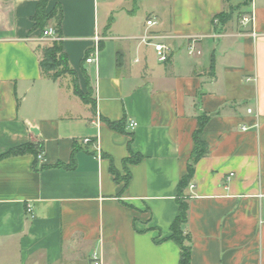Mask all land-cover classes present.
I'll use <instances>...</instances> for the list:
<instances>
[{
  "label": "crops",
  "instance_id": "crops-1",
  "mask_svg": "<svg viewBox=\"0 0 264 264\" xmlns=\"http://www.w3.org/2000/svg\"><path fill=\"white\" fill-rule=\"evenodd\" d=\"M247 1L48 0L92 109L70 75L40 71L38 0H0V154L41 142L44 157L0 159V264H90L93 252L102 264H178L170 227L201 114L208 153L183 190L190 264H264V0ZM228 4L239 8L221 27ZM149 15L170 36L165 63L139 40ZM96 31L97 62L86 63Z\"/></svg>",
  "mask_w": 264,
  "mask_h": 264
},
{
  "label": "trees",
  "instance_id": "trees-1",
  "mask_svg": "<svg viewBox=\"0 0 264 264\" xmlns=\"http://www.w3.org/2000/svg\"><path fill=\"white\" fill-rule=\"evenodd\" d=\"M48 0H38L36 10L32 16L33 27L40 30L42 35L44 29L46 28V22L48 19L52 18L54 15L58 16L57 24L54 25L57 33L61 36V17L62 11L60 7L54 6V8L48 12L45 11V5ZM248 2L245 0L244 3ZM238 6H233L228 4L221 12L214 16V19H217V24L223 27L233 16L235 12L238 11ZM240 13V12H239ZM238 13V14H239ZM39 66L40 71L43 75L49 77L51 80L55 81L62 75H70L72 78V89L73 93L78 96L84 103L89 104L90 107L94 108V100L92 98L91 89L88 88V91L84 92L78 83V77L75 69L70 67L68 63V58L66 53L63 50L62 39L59 41H51L49 44L43 45L39 50ZM206 116L201 114L198 116V126L194 133V151L193 157L187 165L186 173L179 179L177 184V204H178V213L174 218L170 230L171 234L170 239L174 240L180 248V258L178 264H190V255H191V244L190 236L188 233H184L183 226L187 223L188 220V200L187 197L183 194L184 188L190 182V179L194 173V164L202 156L208 153L207 144L200 140L199 134L202 129L204 122L206 121ZM110 126L114 128H121L122 125L120 122H109ZM43 147L42 143H33L27 142L12 148H9L7 151L0 154V159L8 156L21 155L25 153H32L35 157L39 150ZM42 151V150H41ZM141 159L139 154L131 155L126 159L127 162H138ZM73 160V159H72ZM112 171L117 175V172L112 168ZM129 172L124 180V185L126 186L129 180ZM118 179V178H117Z\"/></svg>",
  "mask_w": 264,
  "mask_h": 264
},
{
  "label": "built area",
  "instance_id": "built-area-1",
  "mask_svg": "<svg viewBox=\"0 0 264 264\" xmlns=\"http://www.w3.org/2000/svg\"><path fill=\"white\" fill-rule=\"evenodd\" d=\"M214 22L217 23V19H214ZM241 22L243 25H250L252 23V13H249V14L242 16ZM145 25H146V31L139 38V40L146 45L152 46L153 50L155 52L157 61L160 63H165L170 58V55L172 52L171 45L168 42V38H170V36L165 35L163 33L155 32L151 29L157 25V20L152 15H149L146 18ZM251 34H252V36L256 35L255 31H253V30L251 31ZM41 38L49 41V43L51 41H54V40L55 41L61 40V36H59V34L56 31V28L52 25L47 26L44 29V31L41 35ZM102 40H103V37L99 33H97V31H96L92 37V46L90 47V50H89L87 56L85 57L86 63H91V62L96 63L97 62L98 52H99V48H100V42ZM196 41H197L196 38H190L189 39L188 50L190 53H192L195 50L194 44ZM135 126H136V122L133 120H129L127 127L134 128ZM242 128L246 129V127H242ZM90 141H91V139L89 137H85L82 139V142L84 144H87ZM96 146H97V150H98L99 149L98 144ZM37 159L39 161H42L44 159L43 152L41 150H39V152L37 154ZM189 186L192 187L193 185H189ZM26 211L28 213L31 212V206L29 204L26 207ZM90 264H102L100 256L98 255V253L93 252L91 254Z\"/></svg>",
  "mask_w": 264,
  "mask_h": 264
},
{
  "label": "rangeland",
  "instance_id": "rangeland-1",
  "mask_svg": "<svg viewBox=\"0 0 264 264\" xmlns=\"http://www.w3.org/2000/svg\"><path fill=\"white\" fill-rule=\"evenodd\" d=\"M126 26L123 24V23H119V24H117V29H123V28H125ZM48 43H49V41H47ZM156 57V56H155Z\"/></svg>",
  "mask_w": 264,
  "mask_h": 264
}]
</instances>
